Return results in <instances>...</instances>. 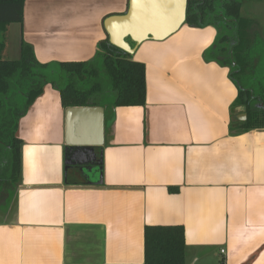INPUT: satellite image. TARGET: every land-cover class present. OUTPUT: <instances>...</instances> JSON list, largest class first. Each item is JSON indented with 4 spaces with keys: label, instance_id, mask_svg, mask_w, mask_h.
Instances as JSON below:
<instances>
[{
    "label": "crops",
    "instance_id": "1",
    "mask_svg": "<svg viewBox=\"0 0 264 264\" xmlns=\"http://www.w3.org/2000/svg\"><path fill=\"white\" fill-rule=\"evenodd\" d=\"M127 5L26 0L3 56L17 60L23 42L40 64L88 61L106 38L102 21ZM215 35L183 23L134 46L145 103L103 108L95 165L65 166L66 109L43 88L18 121L0 264H143L148 226H181L188 264H264V128L239 132L229 68L205 56Z\"/></svg>",
    "mask_w": 264,
    "mask_h": 264
},
{
    "label": "trees",
    "instance_id": "2",
    "mask_svg": "<svg viewBox=\"0 0 264 264\" xmlns=\"http://www.w3.org/2000/svg\"><path fill=\"white\" fill-rule=\"evenodd\" d=\"M25 1L0 0V198L8 187H15L19 174L18 121L46 85L58 91L63 109L134 107L145 103L144 65L109 44L107 37L97 43L93 58L55 63L57 72L51 70V64L37 62L32 48L23 42L17 60L5 59L6 29L10 24L22 23ZM242 3L243 0H189L184 23L215 29V39L205 56L229 68V79L237 88L235 105L246 115L244 121H238L237 128L247 132L264 128V93L257 94L251 88L249 51L258 25L254 19L241 16ZM6 176H10L8 180ZM143 238V264H188L181 226H148Z\"/></svg>",
    "mask_w": 264,
    "mask_h": 264
},
{
    "label": "water",
    "instance_id": "3",
    "mask_svg": "<svg viewBox=\"0 0 264 264\" xmlns=\"http://www.w3.org/2000/svg\"><path fill=\"white\" fill-rule=\"evenodd\" d=\"M189 0H128L122 15H112L102 21L109 44L127 54L145 41H161L185 22ZM246 115L237 117L244 121ZM105 123L101 107H72L65 110L66 145L70 154L65 166L75 163L96 164L95 147L103 142ZM94 164V165H95ZM99 164V162H98Z\"/></svg>",
    "mask_w": 264,
    "mask_h": 264
},
{
    "label": "rangeland",
    "instance_id": "4",
    "mask_svg": "<svg viewBox=\"0 0 264 264\" xmlns=\"http://www.w3.org/2000/svg\"><path fill=\"white\" fill-rule=\"evenodd\" d=\"M240 14L243 17L254 19L257 22V33L253 36V45L249 51V62L251 63V88L257 94L264 93V0H243ZM1 39V36H0ZM215 39V38H214ZM7 59L8 57H4ZM51 70L57 72V64L51 63ZM59 74L57 73L56 76ZM56 78L55 75H53ZM263 88V89H262ZM242 112V108H239ZM10 177V176H9ZM9 177L6 176L8 180ZM1 194V193H0ZM3 197L0 198V218L6 216L13 201L12 186L8 187Z\"/></svg>",
    "mask_w": 264,
    "mask_h": 264
},
{
    "label": "built area",
    "instance_id": "5",
    "mask_svg": "<svg viewBox=\"0 0 264 264\" xmlns=\"http://www.w3.org/2000/svg\"><path fill=\"white\" fill-rule=\"evenodd\" d=\"M221 253H223V251H221Z\"/></svg>",
    "mask_w": 264,
    "mask_h": 264
}]
</instances>
